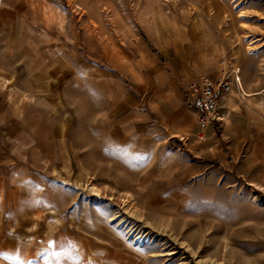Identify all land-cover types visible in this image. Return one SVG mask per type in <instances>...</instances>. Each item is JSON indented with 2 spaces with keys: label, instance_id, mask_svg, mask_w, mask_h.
I'll return each instance as SVG.
<instances>
[{
  "label": "rangeland",
  "instance_id": "obj_1",
  "mask_svg": "<svg viewBox=\"0 0 264 264\" xmlns=\"http://www.w3.org/2000/svg\"><path fill=\"white\" fill-rule=\"evenodd\" d=\"M70 1L39 0L38 13L70 11ZM121 2L120 12L132 15L138 8L139 1ZM158 8L166 15L196 14L227 57L236 52L264 60V0H145L141 7L146 15ZM45 97L41 92L29 102L37 106L38 133L1 151L13 165L6 186L15 181L23 191L16 200L26 219L23 242L43 247L23 263L2 264H264V188L246 181L232 164L207 157L206 142L195 148L193 141L174 138L148 149L152 144L133 129L115 139L109 124L79 117L77 103L68 98L73 120L67 148H61L58 133L41 132L53 108ZM15 199H9L12 210ZM35 211L39 220H32V229ZM57 233L73 246L52 257L49 246Z\"/></svg>",
  "mask_w": 264,
  "mask_h": 264
},
{
  "label": "crops",
  "instance_id": "obj_2",
  "mask_svg": "<svg viewBox=\"0 0 264 264\" xmlns=\"http://www.w3.org/2000/svg\"><path fill=\"white\" fill-rule=\"evenodd\" d=\"M38 1L0 0V264L23 263L43 247L23 242L20 231L26 219L16 202L23 191L15 181L6 186L13 165L2 156L12 141L22 144L24 136L38 133L37 106L29 102L41 92L53 106L46 115L49 125L41 132L58 133L61 148H67L65 137L71 130L73 117L67 111L72 98L79 117L109 124L113 137L133 129L137 138L152 144L148 149L156 147L155 141L174 138L193 141L195 148L206 142L207 157L232 164L246 181L264 188L261 57L255 61L236 52L227 57L228 51L217 45L214 33L196 14L166 15L158 8L146 15L141 9L145 0H136L132 15L120 12L121 0H71L70 11L57 8L53 17L38 13ZM248 58L254 62H246ZM236 69L240 87L232 75ZM205 76H230L231 81L218 104L221 122L209 124L204 138L198 139V116L179 83ZM65 110L67 117L58 120L55 112L60 118ZM10 185L15 190H8ZM10 198H16L14 210ZM38 215L31 212L30 221H38ZM64 235L69 239L70 234ZM72 246L57 233L49 246L51 256Z\"/></svg>",
  "mask_w": 264,
  "mask_h": 264
},
{
  "label": "built area",
  "instance_id": "obj_3",
  "mask_svg": "<svg viewBox=\"0 0 264 264\" xmlns=\"http://www.w3.org/2000/svg\"><path fill=\"white\" fill-rule=\"evenodd\" d=\"M234 81L240 87V70L232 71ZM230 76L213 79L201 77L192 79L182 84V89L188 98V102L198 116L197 137L203 139L206 128L214 122H221L222 118L217 114L218 104L222 92L230 90Z\"/></svg>",
  "mask_w": 264,
  "mask_h": 264
},
{
  "label": "bare ground",
  "instance_id": "obj_4",
  "mask_svg": "<svg viewBox=\"0 0 264 264\" xmlns=\"http://www.w3.org/2000/svg\"><path fill=\"white\" fill-rule=\"evenodd\" d=\"M139 240L141 241V240H142V238H139Z\"/></svg>",
  "mask_w": 264,
  "mask_h": 264
}]
</instances>
